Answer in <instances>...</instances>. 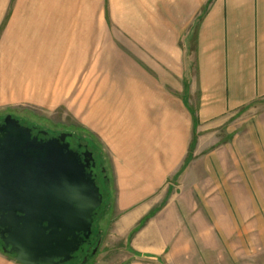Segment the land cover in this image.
<instances>
[{
  "label": "rangeland",
  "instance_id": "rangeland-1",
  "mask_svg": "<svg viewBox=\"0 0 264 264\" xmlns=\"http://www.w3.org/2000/svg\"><path fill=\"white\" fill-rule=\"evenodd\" d=\"M213 2L24 0L20 9L11 7L3 15L0 9V118L12 115L52 135L72 133L76 142L96 151L105 169L97 252L85 264H264V211H203L199 198L207 191L215 205L219 173L204 164L219 159L222 151L232 161L226 167L231 186L247 179L264 183V101L231 117L224 130L208 133L196 123L199 93L193 73L184 76V65ZM36 56L40 63L31 58ZM19 66L22 73L15 70ZM28 70L32 73L25 74ZM137 82L157 92L127 98L136 95ZM168 98L179 115L191 111L196 132L190 137L189 120L181 121L186 132L176 145L181 151L192 140L191 151L187 163L180 157L164 175L160 163L175 159L166 151ZM147 113L150 121L135 119ZM234 143L245 150L240 161L245 168L237 164L238 152L230 151ZM169 183L181 199V211L153 210L143 218L138 211H121L123 187L130 197L147 189L159 196ZM157 195L146 202H155ZM0 264L19 263L0 251Z\"/></svg>",
  "mask_w": 264,
  "mask_h": 264
},
{
  "label": "crops",
  "instance_id": "crops-1",
  "mask_svg": "<svg viewBox=\"0 0 264 264\" xmlns=\"http://www.w3.org/2000/svg\"><path fill=\"white\" fill-rule=\"evenodd\" d=\"M23 1L0 0V9H3L1 14L3 15L5 12L9 13L11 7L13 9L17 7L19 9L22 8ZM207 1L197 0L198 3L200 2V6L201 2L205 3ZM194 40L196 42L194 49H189L188 52L190 53L187 55L186 67L184 65V76L187 74L186 71L193 73V84L195 90L199 93L196 123L201 128L203 127L202 131L208 133L220 128L224 130V126H228V120L231 117L236 116L241 110L249 108L250 111L255 103L264 101V0H214L207 16L198 26ZM37 54L39 56L43 55L40 51ZM173 57L172 63L173 61L174 63L177 62L175 54ZM31 58L35 59L36 62L40 60V57L37 56ZM46 63L49 62L47 61ZM20 64L25 65V63H22V60H20ZM28 64L29 68H31V64L27 62V66ZM177 68L176 66V70ZM21 69L22 67L19 66V69L15 70L21 72ZM29 73H32V70L25 72V74ZM141 88L144 87L140 86L137 82L135 88L136 95H128L127 98H140L144 94L151 96L152 93L157 92ZM140 89L141 91H139ZM153 99L157 101L158 99L161 100L159 93ZM162 100L165 101V97ZM166 100L168 102L167 106H164V108L166 107L164 119L169 120V122H167V128H164V131H167V134L171 136V139H167V142L165 141L170 146L166 151L175 153V159H169V163L167 161L160 163L164 169V175L169 173L170 168L176 167L180 157L183 156V164L187 163L188 153L191 151L192 140L187 149L182 148L181 151L179 146L176 145L181 143L180 137L186 132V125L183 128L181 121L183 119L189 120L190 132H188V135L190 137L196 132L195 123H193L195 119L191 111L187 110L186 113L180 112L181 115H179L178 112L171 109V105H174V102L170 98ZM125 102H127V99ZM128 103L130 102L128 101ZM160 103L162 104L161 101ZM140 104L142 105V103ZM142 110L145 113L143 108ZM151 115L149 116L147 113V115L143 114L133 118H140V120L148 122ZM232 133V131H228L227 134ZM229 145L231 146V152H238L239 159L237 160V164L242 167L241 164L243 165V163L240 161L242 158H246L243 153L245 150L238 143ZM176 150L178 151L176 152ZM183 151L184 154L182 153ZM240 152L243 154L242 156H240ZM218 155L219 159L208 160V164H204L209 170L210 168L216 169L221 175L216 174L215 176V180L219 185H217L218 198H215V205L208 202L207 191L203 192L204 194L202 195L199 194V198L202 200L201 206H203L201 208H203V211H211V209L213 211H264V183L260 185L253 179H247L242 182L235 181L234 183H236L237 187L231 186L226 167L232 161L229 160V154L226 151H222ZM195 161L192 160L189 166H186L187 169ZM193 170H196V168ZM164 180L159 183H163ZM257 180L259 182V179ZM174 187L173 184L169 183L168 187L164 188L166 191H162L159 196L157 195L158 193H155L154 189V192L153 190L150 192V189H147L142 194L138 192L133 193L131 197L128 195V187H123L119 200L120 209L121 211H138L142 218L153 210L181 211V199L174 194ZM155 195L158 196V199H153L155 202H146L147 199L153 198ZM218 200L220 202L222 200L223 202L219 203ZM255 206L257 207L256 209H254ZM219 208L223 209L220 210ZM243 208L246 210H243ZM140 218L139 220H141ZM156 257H159L161 262H163L164 258L162 255H157Z\"/></svg>",
  "mask_w": 264,
  "mask_h": 264
},
{
  "label": "water",
  "instance_id": "water-1",
  "mask_svg": "<svg viewBox=\"0 0 264 264\" xmlns=\"http://www.w3.org/2000/svg\"><path fill=\"white\" fill-rule=\"evenodd\" d=\"M34 130L12 115L0 124L3 251L9 248L19 264H69L97 229L106 204L92 170L95 158L88 149H73L72 133L43 131L50 138L40 139Z\"/></svg>",
  "mask_w": 264,
  "mask_h": 264
},
{
  "label": "flooded vegetation",
  "instance_id": "flooded-vegetation-1",
  "mask_svg": "<svg viewBox=\"0 0 264 264\" xmlns=\"http://www.w3.org/2000/svg\"><path fill=\"white\" fill-rule=\"evenodd\" d=\"M5 119V118H4ZM4 119H0V124H3L4 123ZM44 130H41L37 127H35V130H34V136H39L40 139H47V138H50V136H43L41 132H43ZM50 134V133H49ZM52 137L54 135L50 134ZM71 143H72V147L74 150L78 151L79 153H84L87 149L89 151H91L93 153V156L95 158V164H96V167L93 168V172H94V175L97 179V182H98V185L101 187V191L104 195V198L107 197V193L105 194V189H104V186L107 185L108 181L106 180V176H105V169L103 167H101V162L100 160L98 159V154L96 153V151H93L91 149V147L89 145H85V144H82V143H79V142H76L75 141V137H73V139H70ZM103 209V207H102ZM102 209L98 212V216L97 218L95 219V222L97 219H99V214L101 212H104L102 211ZM104 215V214H103ZM98 221V220H97ZM99 223V222H98ZM95 225V224H94ZM99 225V224H98ZM95 234H96V230L93 229V235L91 236V238L87 241V243L84 245V247L82 248V250L77 254L76 256V259L69 263V264H76L79 262V259L80 258H87L89 259V256L91 254H93L94 250L96 249L97 246L94 245V238H95ZM3 248H4V242H3V239H2V235L0 234V251L2 253H4L5 255L7 256H10L8 254V251L10 250L9 248H7V251L5 253V251H3ZM84 260V259H83Z\"/></svg>",
  "mask_w": 264,
  "mask_h": 264
},
{
  "label": "trees",
  "instance_id": "trees-1",
  "mask_svg": "<svg viewBox=\"0 0 264 264\" xmlns=\"http://www.w3.org/2000/svg\"><path fill=\"white\" fill-rule=\"evenodd\" d=\"M137 255H138L139 257H142V256H143V257H147V258H155V259L161 261L160 258H159V257H156V256H150V255H144V254H142V255H141V254H137Z\"/></svg>",
  "mask_w": 264,
  "mask_h": 264
}]
</instances>
